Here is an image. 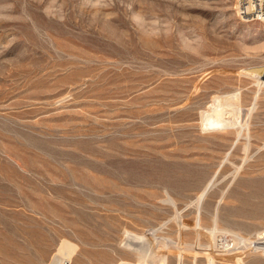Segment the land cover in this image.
I'll use <instances>...</instances> for the list:
<instances>
[{
	"label": "rangeland",
	"instance_id": "obj_1",
	"mask_svg": "<svg viewBox=\"0 0 264 264\" xmlns=\"http://www.w3.org/2000/svg\"><path fill=\"white\" fill-rule=\"evenodd\" d=\"M237 5L0 0V264H210L214 226L245 241L215 264H264V22ZM239 90L242 133L205 128Z\"/></svg>",
	"mask_w": 264,
	"mask_h": 264
},
{
	"label": "bare ground",
	"instance_id": "obj_2",
	"mask_svg": "<svg viewBox=\"0 0 264 264\" xmlns=\"http://www.w3.org/2000/svg\"><path fill=\"white\" fill-rule=\"evenodd\" d=\"M237 6H239V5H237ZM252 19H254V18H252ZM262 22H264V20H262ZM263 48H264V44H263ZM256 70H249V71L253 72L254 75H256L257 73L260 72V70H257V71ZM256 82H258L259 85H263L264 84L261 81L260 77H257V81ZM240 95L241 94H240V90H239V92H233V93L230 92L228 94L225 93V95H220L219 94L216 97H214V101L212 102L210 108L209 109H205L203 112H201L202 113L203 125L206 126L205 128H211V129H214V130H229L230 128L234 127L235 129H238L239 134H240L242 129L245 127V123H244V121H242L243 118L241 116L243 108H242V106L240 104V101H239L240 100ZM251 109H252V107H250L249 110H251ZM245 120H246V118H245ZM248 148H249V146L246 145L245 149H248ZM240 167L241 166H239V168ZM205 192H206V189L203 190V193L200 195V198L205 194ZM196 225L197 226H195L196 227L195 230L196 231L198 230L197 233H199V236H200V235L203 234V232H204L203 229L204 228L202 229L200 221H199V223L196 222ZM216 225H217V223H216ZM208 230H209L208 236H209V239H211V248H212V249H210L211 251L210 250L208 251V257L210 259V264H215L217 259L219 258L218 252L216 253L213 250V248H214L213 246L216 247L218 244H221L222 246H225V248H226V247H229V246L233 247V246H235L237 244H241L242 242L245 243L244 236H241L240 233H236V232L234 233L231 230H223V235H222L223 239H222V242L220 243L218 241V232L221 233L222 230L220 231L217 228V226H214L212 229H208ZM229 234L232 237H231V239L228 240V239H226L227 237L225 238V236L229 235ZM128 235L133 237L134 240L135 239H136V241L138 240L139 242L143 241L145 239L149 240L151 238L150 234L148 232L140 233V232H132V231L128 230ZM256 238H257L256 240L252 241V243H254L253 244V247H254L253 250L261 251L264 254V229L258 230L256 232ZM198 240H200V239L198 238ZM198 240H197V242H198ZM128 244H130V242ZM165 246H166V244H165ZM220 246H219L218 250H220V251L223 250L224 251V249H221ZM139 247H141V246H139ZM163 247H164V245H163ZM205 247H208V245H206ZM209 248L210 247H208L207 249H209ZM216 248H215V250H216ZM138 250H139L138 252H140L139 253V258H140L139 262L141 261L140 262L141 264H150V262L148 263V261L150 259H154L155 257H157L156 256V251H155L156 249H152L151 251H147V250L145 251V249H138ZM160 262H161V260H160Z\"/></svg>",
	"mask_w": 264,
	"mask_h": 264
},
{
	"label": "built area",
	"instance_id": "obj_3",
	"mask_svg": "<svg viewBox=\"0 0 264 264\" xmlns=\"http://www.w3.org/2000/svg\"><path fill=\"white\" fill-rule=\"evenodd\" d=\"M239 11L244 17L264 20V0H239Z\"/></svg>",
	"mask_w": 264,
	"mask_h": 264
}]
</instances>
